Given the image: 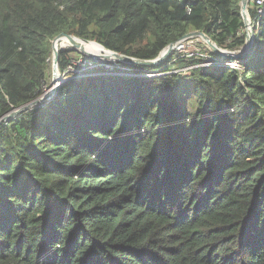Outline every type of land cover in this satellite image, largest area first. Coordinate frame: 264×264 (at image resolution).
Masks as SVG:
<instances>
[{
  "label": "trees",
  "instance_id": "16d2710c",
  "mask_svg": "<svg viewBox=\"0 0 264 264\" xmlns=\"http://www.w3.org/2000/svg\"><path fill=\"white\" fill-rule=\"evenodd\" d=\"M242 1L0 0V119L43 95L61 34L146 61L194 31L236 52ZM249 15L240 59L122 64L0 125V264H264V14Z\"/></svg>",
  "mask_w": 264,
  "mask_h": 264
},
{
  "label": "water",
  "instance_id": "95a60500",
  "mask_svg": "<svg viewBox=\"0 0 264 264\" xmlns=\"http://www.w3.org/2000/svg\"><path fill=\"white\" fill-rule=\"evenodd\" d=\"M251 0H243L240 4L241 6V17L243 19V23L246 29V46L242 54L236 55L235 52L228 51L226 49H223L219 47L212 39L207 36L205 33L196 31L189 33L185 37H183L181 40L169 45L164 51L161 52V54L154 60H139L135 59L132 57H128L125 55H122L117 52L110 51L103 47L102 45L92 42V41H87L80 39L78 37L72 36V35H67V34H61L58 36L54 41L52 45V50H53V80L52 84L50 87V90L47 92L43 93V95L34 100L33 102L24 105L18 109H14L12 112L4 116L3 118L0 119V125H3L6 122L11 121L12 119L16 118L20 114L31 110L32 108L38 107L41 104H45L52 98L56 96L58 93V88L59 85L61 84V78L59 75V57H60V51L65 50L66 48L61 47V45L65 42H68L72 45L71 49H78V48H83V44H90L92 47H98L99 51H103L104 53H107L109 56H112L116 59V61L122 63V64H127V65H140V66H145V67H155V66H160L163 62L167 60V58L173 54V52L177 49V47L184 41H187L188 39H193V38H200L202 39L208 47L217 55L224 57L226 59L230 60H236L240 59L243 56H246L249 51L252 48V45L254 43V36H255V31L252 26V21L249 17L248 14V7L250 4Z\"/></svg>",
  "mask_w": 264,
  "mask_h": 264
},
{
  "label": "built area",
  "instance_id": "2783aa9c",
  "mask_svg": "<svg viewBox=\"0 0 264 264\" xmlns=\"http://www.w3.org/2000/svg\"><path fill=\"white\" fill-rule=\"evenodd\" d=\"M252 2L255 3L258 14H264V0H252ZM92 48V46H88L86 43L83 44L82 49H71L70 47L67 48L70 51V57L65 69L63 71H59V75L62 78L60 85H63L64 83L71 80L95 77L99 75H122L117 71L120 69V65H122V63L116 61L114 57L109 56L107 53L94 48L92 50ZM195 55L196 57H200L204 60V65L208 66L214 63V61L210 60V56L206 53L203 54L196 51L194 52L193 56ZM219 64L221 65L222 63L218 62L217 65ZM225 65L234 67L233 63H226ZM188 68L191 69L193 67ZM180 72L183 71L180 70Z\"/></svg>",
  "mask_w": 264,
  "mask_h": 264
},
{
  "label": "rangeland",
  "instance_id": "374dc122",
  "mask_svg": "<svg viewBox=\"0 0 264 264\" xmlns=\"http://www.w3.org/2000/svg\"><path fill=\"white\" fill-rule=\"evenodd\" d=\"M248 14H249V8H248ZM249 17H250V15H249ZM251 19V18H250ZM252 21V20H251ZM245 31H246V29H245ZM194 32H196V31H194ZM192 33V32H191ZM201 46L202 47H204V50H200L201 49ZM245 46H246V44L242 47V48H240L239 50H237L236 52H235V54L237 55H240L241 54V52L242 51H244V49H245ZM186 47H194L195 49H193L194 50V52H196V51H198V52H200V53H203V54H207V55H210L211 54V52H213L209 47H208V45L202 40V39H200V38H193V39H188L187 41H184V42H182L178 47H177V49L175 50V51H177V52H185L186 50H185V48ZM174 51V52H175ZM193 54L194 53H190V54H188L190 57H196V55L195 56H193ZM52 66H53V57H52V60H51V77H50V79H49V82H48V85L44 88V93L45 92H47L48 90H50V87H51V84H52V80H53V68H52ZM59 71H60V69H59ZM176 72H180V70H178V69H176L175 70ZM174 71V72H175ZM181 71H183L184 73H188L189 71H190V69L189 68H187V69H181ZM175 72V73H176ZM60 74V73H59ZM187 75H190V74H187ZM61 78V77H60ZM62 79V78H61ZM63 85H59V88H61ZM58 88V89H59ZM184 93H183V95H182V97H181V99H180V105L182 106V108H183V110H184V112L186 113V114H191V113H196L197 112V110H198V105H197V99H196V97H195V86H194V84H192V82L191 81H189L186 85H185V87H184V91H183ZM44 106V104H41V105H39V107H43Z\"/></svg>",
  "mask_w": 264,
  "mask_h": 264
},
{
  "label": "bare ground",
  "instance_id": "6f19581e",
  "mask_svg": "<svg viewBox=\"0 0 264 264\" xmlns=\"http://www.w3.org/2000/svg\"><path fill=\"white\" fill-rule=\"evenodd\" d=\"M66 46H70V47H72V45L70 44V43H68V42H65V43H63L62 45H61V47H66ZM88 46H90V44H88ZM94 49H96V50H98V49H100V48H98L97 46L96 47H93ZM93 48H92V50H93ZM78 49H80V48H78ZM243 53V51L241 52V54Z\"/></svg>",
  "mask_w": 264,
  "mask_h": 264
},
{
  "label": "clouds",
  "instance_id": "9594fccd",
  "mask_svg": "<svg viewBox=\"0 0 264 264\" xmlns=\"http://www.w3.org/2000/svg\"><path fill=\"white\" fill-rule=\"evenodd\" d=\"M251 2H252V0H251ZM251 2H250V4H251ZM250 4H249V5H250ZM248 8H249V7H248ZM252 26H253V22H252ZM70 48H71V47H70ZM65 50H68V51H69V49H67V48H66Z\"/></svg>",
  "mask_w": 264,
  "mask_h": 264
}]
</instances>
